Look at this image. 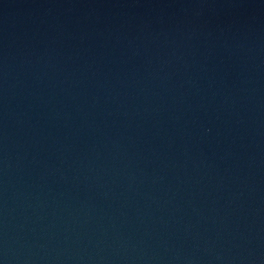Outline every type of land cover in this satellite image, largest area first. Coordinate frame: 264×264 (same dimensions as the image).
<instances>
[{
	"label": "water",
	"instance_id": "95a60500",
	"mask_svg": "<svg viewBox=\"0 0 264 264\" xmlns=\"http://www.w3.org/2000/svg\"><path fill=\"white\" fill-rule=\"evenodd\" d=\"M0 264H264V0H0Z\"/></svg>",
	"mask_w": 264,
	"mask_h": 264
}]
</instances>
